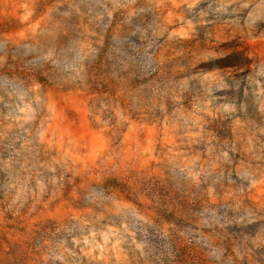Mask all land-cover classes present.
<instances>
[{"label": "rangeland", "instance_id": "rangeland-1", "mask_svg": "<svg viewBox=\"0 0 264 264\" xmlns=\"http://www.w3.org/2000/svg\"><path fill=\"white\" fill-rule=\"evenodd\" d=\"M0 264H264V0H0Z\"/></svg>", "mask_w": 264, "mask_h": 264}]
</instances>
